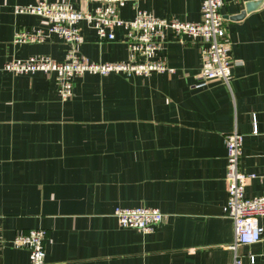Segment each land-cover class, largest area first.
I'll use <instances>...</instances> for the list:
<instances>
[{"label":"crops","instance_id":"crops-1","mask_svg":"<svg viewBox=\"0 0 264 264\" xmlns=\"http://www.w3.org/2000/svg\"><path fill=\"white\" fill-rule=\"evenodd\" d=\"M64 1L81 10L95 4ZM34 2L0 0V264H30L28 251L12 240L37 228L47 232L44 264H231L225 134H243L240 170L254 175L246 196L264 193V0H223L237 62L229 85L198 86L199 45L166 30L163 56L173 73H85L65 102L53 74L2 69L31 55L64 59L66 45L58 38L13 42L17 28H46L39 16L13 12ZM201 3L132 0L119 12L127 20L140 9L197 22ZM249 3L255 9L231 19ZM79 26L81 56L127 60L123 28H115L114 40L99 42L84 21ZM135 206L158 208L163 222L147 234L120 227L115 208ZM258 223L261 240L238 248L243 264H250L248 255L264 264V217Z\"/></svg>","mask_w":264,"mask_h":264},{"label":"built area","instance_id":"built-area-1","mask_svg":"<svg viewBox=\"0 0 264 264\" xmlns=\"http://www.w3.org/2000/svg\"><path fill=\"white\" fill-rule=\"evenodd\" d=\"M95 3L91 10L73 8L67 1L48 2L35 0L34 3L16 5L15 14H31L43 18L46 28L27 26L15 29L14 43H42L58 38L66 45L64 59L57 61L48 55H31L25 59H12L2 69L13 74L44 72L53 74L57 94L61 101L72 98L74 79L85 73L106 75L122 72L128 76L146 75L152 72L173 73L163 56L165 32L171 30L181 40L186 35L199 45L200 79L198 86L209 80H219L229 85L233 68L237 64L231 55V43L226 35L225 19L220 11L223 0H202L200 20L180 21L176 18H161L145 10L137 9L132 19L120 17V8L132 0H85ZM84 21L94 29L99 42L114 40L115 28H123L128 58L123 62H92L80 55L78 46L83 41L79 23ZM256 122L252 120V133L257 134ZM226 148V202L223 214L233 222L234 239L231 264H243L238 248L259 242L262 227L258 219L264 217V193L248 197L245 194L247 180L253 174L240 170L243 134L233 130L224 136ZM118 225L133 228L141 233H151L160 225L165 215L155 207H117L113 212ZM44 229H31L16 235L12 245L24 248L29 253L30 264H44ZM250 264L255 257L248 255Z\"/></svg>","mask_w":264,"mask_h":264},{"label":"water","instance_id":"water-1","mask_svg":"<svg viewBox=\"0 0 264 264\" xmlns=\"http://www.w3.org/2000/svg\"><path fill=\"white\" fill-rule=\"evenodd\" d=\"M256 5H257V3L256 4L255 3L245 4L244 10L241 11L239 14H236V15L232 16L231 19H235V20L241 19L247 12L255 9Z\"/></svg>","mask_w":264,"mask_h":264}]
</instances>
